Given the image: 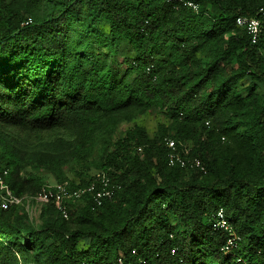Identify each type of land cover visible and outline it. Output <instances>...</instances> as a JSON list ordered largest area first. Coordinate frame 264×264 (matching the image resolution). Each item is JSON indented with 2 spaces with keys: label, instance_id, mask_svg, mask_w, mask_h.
Returning a JSON list of instances; mask_svg holds the SVG:
<instances>
[{
  "label": "trees",
  "instance_id": "16d2710c",
  "mask_svg": "<svg viewBox=\"0 0 264 264\" xmlns=\"http://www.w3.org/2000/svg\"><path fill=\"white\" fill-rule=\"evenodd\" d=\"M191 1L0 0V174L17 196L98 172L113 191L40 223L0 207V264H264V0ZM161 112L96 155L108 124ZM168 138L206 170L170 165Z\"/></svg>",
  "mask_w": 264,
  "mask_h": 264
},
{
  "label": "built area",
  "instance_id": "2783aa9c",
  "mask_svg": "<svg viewBox=\"0 0 264 264\" xmlns=\"http://www.w3.org/2000/svg\"><path fill=\"white\" fill-rule=\"evenodd\" d=\"M170 1H180L184 5L192 7L195 10H198L199 5L191 0H167ZM236 22L239 26L246 29L248 34L251 36L252 41L256 42L259 38L261 32V21L256 17L248 16H238ZM166 144L169 147V163L170 165H179L180 167H191L198 168L199 170L205 171V164L197 157H187L189 153V148L185 147L182 151L177 149V144L174 139H166ZM7 174V170L3 171V175L0 174V207L7 209L13 204H22L26 203V207H30V202L32 199L36 201L37 204H43L46 202L55 203L56 207L66 218L69 216L68 212V203L67 199L72 197H80L86 192H94V199L97 203L102 202L103 197H111L113 191L109 188V178L103 173L98 172L95 179L91 182L90 185L86 187H79L74 190L69 188L68 182H57V183H48L42 186L41 190L35 195H26V196H17L15 195L8 184H6L3 176ZM101 184L102 186L98 187ZM218 227H224L229 231H232V227L229 222L224 217L223 211L220 210L218 213ZM235 238L229 240L226 245V250H229L235 243ZM119 264H123V259L119 258Z\"/></svg>",
  "mask_w": 264,
  "mask_h": 264
},
{
  "label": "rangeland",
  "instance_id": "374dc122",
  "mask_svg": "<svg viewBox=\"0 0 264 264\" xmlns=\"http://www.w3.org/2000/svg\"><path fill=\"white\" fill-rule=\"evenodd\" d=\"M119 71H122V66L119 67ZM133 121L139 122L144 124L149 132L154 135L157 131L158 124L160 122H166L168 121L167 118L164 116V113H150L141 115L138 117L129 116V117H121L120 119H117L116 121L112 122L111 124H108L107 127H104V131H102V135L98 139V143L95 145L96 155L100 153L102 149V143L105 139V135H112L114 138L120 135L127 129L129 126L133 124ZM98 171L93 168L91 170V173H97ZM49 183H57V181L54 179V177L49 176ZM41 204H30V207L27 208L28 213L36 223H40V212H41Z\"/></svg>",
  "mask_w": 264,
  "mask_h": 264
}]
</instances>
